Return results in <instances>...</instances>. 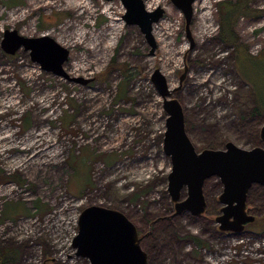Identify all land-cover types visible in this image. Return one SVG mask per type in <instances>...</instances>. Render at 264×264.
<instances>
[{"label": "rangeland", "instance_id": "rangeland-1", "mask_svg": "<svg viewBox=\"0 0 264 264\" xmlns=\"http://www.w3.org/2000/svg\"><path fill=\"white\" fill-rule=\"evenodd\" d=\"M222 1L195 0L185 32L171 0L152 26L156 48L122 19L119 0H0V251L5 264H89L72 240L82 209L122 212L137 228L146 264H264V188L254 184L240 232L219 229L216 176L203 187L201 215L177 212L167 190L171 161L163 151L167 114L151 76L155 69L183 108L198 152L264 148V0L246 1L233 18L238 44L223 36ZM228 5V4H226ZM48 35L69 50L66 76L19 48H2L5 31ZM226 36H231L228 31ZM260 53V54H259ZM258 55V56H257ZM253 89H252V87ZM187 197V188L179 201Z\"/></svg>", "mask_w": 264, "mask_h": 264}, {"label": "water", "instance_id": "water-1", "mask_svg": "<svg viewBox=\"0 0 264 264\" xmlns=\"http://www.w3.org/2000/svg\"><path fill=\"white\" fill-rule=\"evenodd\" d=\"M111 1V0H105ZM124 7L122 18L126 24L137 25L150 53L156 48L152 26L162 18L164 9L157 6L147 10L143 0H119ZM181 11L185 21L186 36L193 45L189 29L194 0H171ZM2 48L13 54L19 48L30 52L32 61L55 75L66 76L63 64L69 50L44 34L26 37L16 30L7 29ZM187 74L185 66L179 85L169 89L165 77L155 69L151 79L163 99L167 114L163 138V151L171 161L168 173V192L177 212L188 210L201 215L206 208L202 187L213 176L220 179L222 191L218 200L223 204L221 214L215 217L219 229L240 232L254 217L246 210V196L250 187L258 184L264 188V148L243 149L228 141L224 149L204 148L196 151L185 131L183 108L173 94L180 88ZM259 137L264 141V124ZM186 186L187 197L179 201L180 191ZM136 226L120 211L99 205L82 209L78 219V232L72 240L76 255L86 258L89 264H146L147 254L141 248Z\"/></svg>", "mask_w": 264, "mask_h": 264}, {"label": "trees", "instance_id": "trees-1", "mask_svg": "<svg viewBox=\"0 0 264 264\" xmlns=\"http://www.w3.org/2000/svg\"><path fill=\"white\" fill-rule=\"evenodd\" d=\"M246 1H248V0H237L233 4L228 2V1H222L221 2V4H223V7L225 5V9H223V21H222L223 36L227 37V39L235 45L238 44V40L236 39V37L234 36V33H233V18L235 17V15L237 13L241 14V13H245L247 11ZM226 4H228V5H226ZM227 31L231 36H226ZM252 89H253V87H252ZM254 102H255L254 113L264 112V103L258 102L257 95H254ZM258 135H259V133H258ZM9 259H11V258L6 252L0 251V264H5L6 262L9 261Z\"/></svg>", "mask_w": 264, "mask_h": 264}, {"label": "flooded vegetation", "instance_id": "flooded-vegetation-1", "mask_svg": "<svg viewBox=\"0 0 264 264\" xmlns=\"http://www.w3.org/2000/svg\"><path fill=\"white\" fill-rule=\"evenodd\" d=\"M183 80H184V79H183ZM183 80H182V81H183ZM178 90H180V88H179ZM186 134H187V133H186Z\"/></svg>", "mask_w": 264, "mask_h": 264}, {"label": "bare ground", "instance_id": "bare-ground-1", "mask_svg": "<svg viewBox=\"0 0 264 264\" xmlns=\"http://www.w3.org/2000/svg\"><path fill=\"white\" fill-rule=\"evenodd\" d=\"M195 1V0H194ZM123 19V18H122ZM182 190V189H181ZM181 192V191H180Z\"/></svg>", "mask_w": 264, "mask_h": 264}]
</instances>
